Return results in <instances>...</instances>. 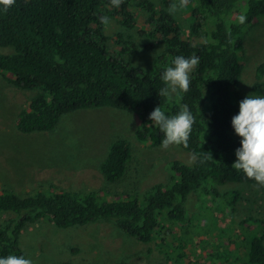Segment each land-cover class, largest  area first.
Masks as SVG:
<instances>
[{"label":"trees","instance_id":"16d2710c","mask_svg":"<svg viewBox=\"0 0 264 264\" xmlns=\"http://www.w3.org/2000/svg\"><path fill=\"white\" fill-rule=\"evenodd\" d=\"M179 1L190 18L188 36L168 11L171 0H161L165 9L160 11L147 0L135 6L121 0L119 7L110 0H13L6 9L0 2V48L13 50L0 53V85L22 94L39 93L16 114L19 134L51 133L67 114L109 108L135 118L137 144L157 147L163 134L148 119L155 107L173 115L187 105L193 115L187 145H177L192 162L168 163L166 182H157L142 193L108 199L105 190L50 189L25 196L2 190L0 256L26 255L20 237L41 221L57 229L109 223L140 244L157 240L164 223L171 227L169 233L177 235L179 229L187 234L193 227L188 209L191 196L202 206L207 199L211 204L220 200L223 212L231 217L240 195L222 190L231 184L258 185L231 166L241 139L231 127V118L242 100L236 89L243 69V37L256 21H264V0ZM132 8L146 15L137 35L160 41L161 53L150 71L141 72L127 62L128 53L136 50L132 37L107 36L100 22L101 10L106 9L124 28L132 29ZM241 15L246 17L243 24L238 22ZM109 47H118V52ZM177 55L198 57L188 91L160 97V74ZM263 72L262 67L256 70L251 87L255 95H264ZM131 154L126 136L114 138L97 166L102 180L120 182ZM243 223L256 227L240 242L247 258L243 264H264V219L248 216ZM165 244L159 241L158 251Z\"/></svg>","mask_w":264,"mask_h":264},{"label":"rangeland","instance_id":"374dc122","mask_svg":"<svg viewBox=\"0 0 264 264\" xmlns=\"http://www.w3.org/2000/svg\"><path fill=\"white\" fill-rule=\"evenodd\" d=\"M128 1V0H127ZM132 6L143 0H129ZM156 11L164 10L161 0H147ZM168 9L185 35H189L190 18L179 0H171ZM109 17L105 34L118 33L133 38L136 50L128 53V63L139 71H150L161 53L160 41L137 35L146 15L132 8L135 17L132 29L124 28L106 9ZM118 52V47H109ZM12 48H0L1 54L12 53ZM243 69L236 93L243 99L251 94L256 70L264 71V21L258 20L243 37ZM264 77V72H263ZM1 82V80H0ZM38 92L22 94L0 85V192L10 190L25 196L39 190L100 191L108 199L123 193H142L157 182H166L170 172L164 166L172 162L191 163L192 157L177 145L167 149L149 147L135 142L138 126L128 112L109 108L81 110L65 115L55 131L46 134L21 135L15 127V117L31 97ZM175 95V94H174ZM173 95V96H174ZM126 136L132 144L131 159L124 178L116 184L104 182L98 173V163L106 155L114 138ZM237 191L240 200L233 216L223 212L220 200L214 204L205 200L200 205L191 196L188 209L193 227L187 234L177 229V235L164 229L157 240L140 244L111 224H99L57 229L41 221L23 231L20 247L33 264H116L131 261L136 264H243L247 258L241 251V241L247 233L256 231L244 219L252 216L264 219V186L231 184L222 192ZM248 231V232H247ZM180 232V233H179ZM251 237V236H250ZM164 240L162 252L157 244ZM168 257V258H167Z\"/></svg>","mask_w":264,"mask_h":264},{"label":"clouds","instance_id":"9594fccd","mask_svg":"<svg viewBox=\"0 0 264 264\" xmlns=\"http://www.w3.org/2000/svg\"><path fill=\"white\" fill-rule=\"evenodd\" d=\"M6 9L13 0H0ZM114 7H119L121 0H110ZM244 15L238 17L243 24ZM100 22L107 26L109 17L101 16ZM198 64L195 55L185 57L175 56L171 64L160 74L163 87L159 89L160 97L171 98L174 94L187 92L190 84V74ZM148 119L158 126L163 134L160 147L167 149L169 145H187L193 124V115L187 105H182L179 111L168 115L160 106L155 107ZM231 127L240 137V146L235 149V160L232 167L243 173L247 178L264 186V95H246L238 104V113L231 118ZM0 264H33L24 254L0 256Z\"/></svg>","mask_w":264,"mask_h":264}]
</instances>
